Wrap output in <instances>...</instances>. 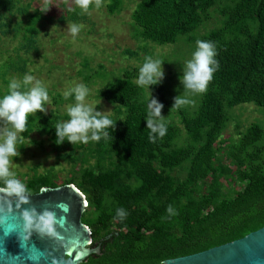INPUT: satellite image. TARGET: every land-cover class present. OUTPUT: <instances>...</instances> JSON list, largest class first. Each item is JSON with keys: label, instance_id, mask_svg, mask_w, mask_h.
<instances>
[{"label": "trees", "instance_id": "obj_1", "mask_svg": "<svg viewBox=\"0 0 264 264\" xmlns=\"http://www.w3.org/2000/svg\"><path fill=\"white\" fill-rule=\"evenodd\" d=\"M20 1L0 0V37L23 31L25 44L32 46L41 15L30 11L32 1L25 5ZM119 5L120 0H112L110 11ZM215 10L223 16L221 25L201 40L214 44L219 68L196 108L191 112L179 108L184 145L178 142L181 129L166 122V135L157 134L155 142L150 141L146 121L150 100L131 70L99 91L125 110L123 119L109 117L114 123L106 129L108 138L57 145L54 128L64 116L52 111L29 116L21 135L27 138L37 131L47 137L56 157L72 165L62 184H75L93 208L82 219L102 253L81 264H159L264 226V127L249 125L229 146L230 164L217 147L229 107L252 102L264 108V0H141L132 14L133 29L138 37L162 45L182 37L192 41ZM23 14L25 19H20ZM13 65L9 61L4 67ZM1 73L0 78L6 71ZM152 87L164 101L165 85ZM6 94L0 86V97ZM33 141L43 146V140ZM184 168V177L174 173ZM232 178L240 187L225 190L223 179ZM57 185L52 168L35 172L24 184L31 193ZM0 187H6L3 181ZM121 208L127 212L123 220L117 218Z\"/></svg>", "mask_w": 264, "mask_h": 264}, {"label": "rangeland", "instance_id": "obj_2", "mask_svg": "<svg viewBox=\"0 0 264 264\" xmlns=\"http://www.w3.org/2000/svg\"><path fill=\"white\" fill-rule=\"evenodd\" d=\"M30 1L33 2L30 11L40 12L41 15L36 24V42L32 46L26 45L22 37L23 31L13 30L0 37V70L6 71L0 78L3 94H6L13 79L22 81L26 74L32 75L47 88L50 97V102L45 104L47 113L56 112L63 115V120L67 121V107L74 104L75 100L74 96L65 99L63 93L77 84H83L89 89L86 103L97 107L98 111L111 110L105 114L120 120L124 118L125 110L101 97L99 91L109 81L123 75L126 70L134 71L133 78L136 81L145 57L152 56L153 59L165 62V78L162 82L165 85V100L158 98L153 87H143L144 95L148 100L153 95L164 105L163 122L178 126L181 129L179 145L185 144V130L180 122L179 108L171 112L170 109L173 98L180 94L190 101L180 108L191 112L199 104L200 94H185L179 76L182 75L185 62L191 59L196 50L197 40H201L212 28L221 25L223 16L218 10L213 12V18L206 22L205 26L194 33V40L189 41L182 37L176 43L162 45L144 40L135 34L132 14L141 0H120V5L114 12L109 9L112 0H102L100 8L97 9L93 4L87 13L77 7L74 0H48V4H44V0L20 2L25 5ZM48 6H51L49 11H40L42 7ZM68 8L72 9L70 12L74 13V17L70 16ZM15 18H19V13H16ZM22 18L25 19L24 14L20 16V19ZM72 24L80 27L75 37L68 31V26ZM9 61L14 65L5 68V62ZM263 109L252 102L227 109L228 122L217 144V147H221V154L227 164H230V160L226 158V152L229 146L239 139L241 133L253 123L264 127ZM0 127L3 125L0 124ZM33 140H43V146ZM49 143L46 136L34 131L30 137L24 138L23 144H17V151L21 152V155L11 158V171L23 185L35 172L42 173L50 168L54 170L59 184L72 173V165L66 159L56 157ZM174 173L184 177L185 168L177 169ZM223 183L225 190L240 187L233 178L223 179ZM87 209L93 210L89 206Z\"/></svg>", "mask_w": 264, "mask_h": 264}, {"label": "clouds", "instance_id": "obj_3", "mask_svg": "<svg viewBox=\"0 0 264 264\" xmlns=\"http://www.w3.org/2000/svg\"><path fill=\"white\" fill-rule=\"evenodd\" d=\"M74 3L83 12H89L90 6L95 4L98 9L102 5V0H74ZM48 4V0H44ZM52 6V5H51ZM41 8V12H47L50 7ZM69 33L75 37L80 31V27L72 24L68 26ZM197 48L193 52L191 59L187 60L182 68V75L179 76L180 83L183 86L185 94H203L207 91L208 85L213 79L214 73L219 68V63L215 59V46L210 41L197 40ZM165 62L160 59H153L152 56L145 57V61L139 68L136 84L143 87H149L162 84L165 78ZM24 88L25 90H21ZM152 93V92H151ZM64 98L68 99L74 96L75 103L67 107V121L59 122L55 126L57 145H62L65 141L72 145L77 143L87 144L90 141H99L101 136L108 138L107 128L113 125V120L106 115L108 111H98L90 103H86V97L89 95V89L83 84H77L66 90ZM174 102L170 112L178 109L190 101L185 96L177 95L173 98ZM50 102L47 88L41 81L34 76L26 74L22 81L13 79L9 84V93L0 97V181L6 185L4 191L15 194L22 203H28V197L25 195L26 189L22 182L15 177L11 171L12 157H18L21 152L17 151V144H23L24 138L21 135L27 127L29 116H35L38 112L47 114L45 104ZM148 116L146 118L147 128L150 130L149 139L155 142L157 134L159 137L166 135L167 128L162 115L164 105L158 99L151 95L148 103ZM117 124V122H116ZM51 159V157L49 158ZM64 211H67V205H58ZM170 215L174 210L169 205L167 209ZM25 221L24 240L32 233L36 232L40 236L57 238V215L49 208L39 211L32 207L24 209L22 212ZM127 216L124 209L117 210V218L123 220Z\"/></svg>", "mask_w": 264, "mask_h": 264}, {"label": "water", "instance_id": "obj_4", "mask_svg": "<svg viewBox=\"0 0 264 264\" xmlns=\"http://www.w3.org/2000/svg\"><path fill=\"white\" fill-rule=\"evenodd\" d=\"M0 187V264H81L101 254L91 228L82 217L89 205L86 195L73 183L43 186L25 192L28 203ZM58 205H67L64 211ZM49 208L57 215V238L32 232L26 240L24 209ZM159 264H264V226L245 236L205 250L170 257Z\"/></svg>", "mask_w": 264, "mask_h": 264}]
</instances>
